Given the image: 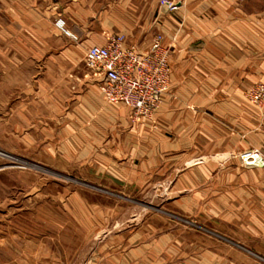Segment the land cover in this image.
<instances>
[{"label":"rangeland","instance_id":"1","mask_svg":"<svg viewBox=\"0 0 264 264\" xmlns=\"http://www.w3.org/2000/svg\"><path fill=\"white\" fill-rule=\"evenodd\" d=\"M21 1L25 8L36 3ZM52 1L51 55L56 58L75 61L87 39L104 44L116 33L147 48L161 32L158 0ZM5 18L0 11V264H264V196L255 189L248 188L241 209L234 204L238 210L229 212L222 200L204 191L194 195L170 175L130 180L126 155L109 158L112 168H105L94 151L66 156L68 109H51L50 132L36 125L32 69L22 71L13 61L22 40L16 36L29 26ZM60 18L72 35L57 25ZM64 45H75L71 56L63 54ZM76 66L72 77H95L83 61ZM258 84L248 89L247 104L264 109V102L249 96ZM155 119L156 114L149 120ZM249 125L248 147L232 156L248 169L264 168V130ZM224 151L216 147L213 154ZM245 153L262 161H244ZM219 167L223 163L217 162ZM248 179L254 183L252 176Z\"/></svg>","mask_w":264,"mask_h":264},{"label":"crops","instance_id":"2","mask_svg":"<svg viewBox=\"0 0 264 264\" xmlns=\"http://www.w3.org/2000/svg\"><path fill=\"white\" fill-rule=\"evenodd\" d=\"M166 1L158 0L157 25L171 45V83L154 122H132L127 106L106 101L96 75L72 77V69L85 63L87 49L102 39H87L75 61L51 55L52 0H35L27 8L21 0H0V11L29 26L16 36L23 41L15 45L13 61L22 71L32 69L36 125L50 132L51 109H68L66 156L95 153L112 168L109 158L126 155L130 180L170 175L194 195L204 191L222 200L224 211H235L234 204L241 209L248 188L264 196V168L248 169L232 156L248 147L249 123L264 130V109L247 104L248 89L264 82V0H175L181 3L176 12ZM62 48L70 55L76 47ZM216 147H224V154H213ZM217 162L223 167L216 168ZM249 176L254 183H248Z\"/></svg>","mask_w":264,"mask_h":264},{"label":"built area","instance_id":"3","mask_svg":"<svg viewBox=\"0 0 264 264\" xmlns=\"http://www.w3.org/2000/svg\"><path fill=\"white\" fill-rule=\"evenodd\" d=\"M180 4L175 0L165 2L170 11ZM57 25L72 35L64 19H58ZM170 50L161 32L152 37L147 48L129 44L124 33H116L109 35L104 44L91 45L85 63L99 77L106 101L127 106L133 120L153 119L171 83ZM249 96L254 102H264V83L254 87ZM249 155L245 153L243 158Z\"/></svg>","mask_w":264,"mask_h":264},{"label":"bare ground","instance_id":"4","mask_svg":"<svg viewBox=\"0 0 264 264\" xmlns=\"http://www.w3.org/2000/svg\"><path fill=\"white\" fill-rule=\"evenodd\" d=\"M247 160L259 161V162L262 161L261 157L256 153H250L249 157H247ZM247 160H246V162H247ZM244 161H245V158H244Z\"/></svg>","mask_w":264,"mask_h":264}]
</instances>
